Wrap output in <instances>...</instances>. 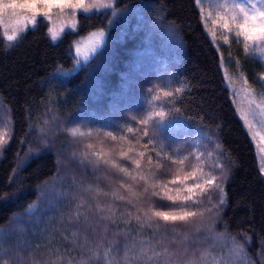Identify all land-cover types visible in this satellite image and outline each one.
Segmentation results:
<instances>
[{"label":"trees","instance_id":"16d2710c","mask_svg":"<svg viewBox=\"0 0 264 264\" xmlns=\"http://www.w3.org/2000/svg\"><path fill=\"white\" fill-rule=\"evenodd\" d=\"M49 29L0 25V264H264V174L222 68L252 82L253 56L196 0Z\"/></svg>","mask_w":264,"mask_h":264},{"label":"rangeland","instance_id":"374dc122","mask_svg":"<svg viewBox=\"0 0 264 264\" xmlns=\"http://www.w3.org/2000/svg\"><path fill=\"white\" fill-rule=\"evenodd\" d=\"M72 2H79L83 7H87V11L97 10L106 5L113 3V0H72ZM202 12L204 23L207 27L208 33L216 44L234 43L235 46L241 48L253 56V59L248 60L245 71L251 74L257 71L254 81L247 82L241 73H233L223 64V74L225 83L230 90L233 101L236 105L239 116L241 117L245 127L252 140L255 143L259 167L264 174V43H251L248 49L245 48L243 36L237 37L235 34V24L232 23V5L244 3L251 7L255 4L260 7V0H196ZM36 3V18L39 15L46 17L50 23V34L56 32L61 35L68 28L75 25V16L79 11H85L83 7L72 9L68 7L59 8L52 7L44 9L41 0H0V4H25ZM48 15L45 16L44 12ZM33 10L28 8H5L0 14V25L3 28L4 35L8 39L12 35L13 30L17 32L16 37L24 32L26 29L33 27L31 17ZM27 17L26 24L17 25L15 22L18 19ZM227 19L230 25L229 29L223 27L224 20ZM239 22V18H237ZM227 37V41H225ZM242 49V48H241ZM260 70L262 71L260 73ZM235 72V71H234ZM200 185V184H199Z\"/></svg>","mask_w":264,"mask_h":264},{"label":"snow or ice","instance_id":"6c2138e0","mask_svg":"<svg viewBox=\"0 0 264 264\" xmlns=\"http://www.w3.org/2000/svg\"><path fill=\"white\" fill-rule=\"evenodd\" d=\"M42 6L44 9H50L52 7H59V8H72L78 9L83 7V5L79 2H72V0H41ZM251 3V0H249ZM260 7H257L255 4H252L249 7L247 4L239 3L232 5V23L235 24V34L237 37L243 36L245 48L248 49L251 43H264V0H260ZM28 8L33 10V15L31 17V22L33 25L36 23V3H25V4H7L3 5L0 4V14L3 13L5 8ZM85 11L88 10L87 7H83ZM44 15L47 16L48 12L45 11ZM237 18H239V22H237ZM28 18L24 17L22 20L18 19L15 23L17 25L26 24ZM223 27L225 29H229L230 25L227 19L223 22ZM51 32V29H49ZM17 32L14 29L12 35L8 36V40H14L16 38ZM57 33L52 32L51 38L53 41L57 39ZM227 41V37L224 38ZM162 115V114H161ZM4 139L2 135H0V146L4 144ZM126 171V170H125ZM211 184V181L208 182ZM196 187H201L200 185H196ZM223 192V189H220ZM192 191V189H189ZM170 199H175V197H169ZM188 197H185L187 199ZM223 202V200L221 201ZM153 215L157 217H161L165 221H184L188 217L192 216L193 213H183V214H176L170 212H163V211H155Z\"/></svg>","mask_w":264,"mask_h":264}]
</instances>
